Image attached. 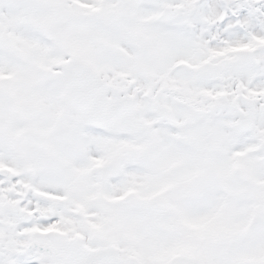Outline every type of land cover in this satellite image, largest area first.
Segmentation results:
<instances>
[{
	"label": "snow or ice",
	"instance_id": "6c2138e0",
	"mask_svg": "<svg viewBox=\"0 0 264 264\" xmlns=\"http://www.w3.org/2000/svg\"><path fill=\"white\" fill-rule=\"evenodd\" d=\"M0 264H264V0H0Z\"/></svg>",
	"mask_w": 264,
	"mask_h": 264
}]
</instances>
